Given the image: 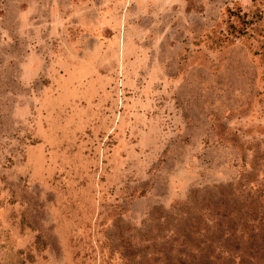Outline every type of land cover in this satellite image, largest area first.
Returning <instances> with one entry per match:
<instances>
[{
    "label": "rangeland",
    "instance_id": "rangeland-1",
    "mask_svg": "<svg viewBox=\"0 0 264 264\" xmlns=\"http://www.w3.org/2000/svg\"><path fill=\"white\" fill-rule=\"evenodd\" d=\"M149 2L0 0V264H264V0Z\"/></svg>",
    "mask_w": 264,
    "mask_h": 264
},
{
    "label": "crops",
    "instance_id": "crops-1",
    "mask_svg": "<svg viewBox=\"0 0 264 264\" xmlns=\"http://www.w3.org/2000/svg\"><path fill=\"white\" fill-rule=\"evenodd\" d=\"M133 1H134V4H136V8H132L131 12H133L132 13V17L135 20H140L141 18H145L147 16V14H146L147 11H149L148 8H155V9L160 8L158 6V4H156V2H154L152 7L150 5H147V4L150 3L149 0H133ZM121 2H122V0H115V3H116L115 5L120 4ZM105 3H106V6H107L108 1H106ZM87 5H89V4H87ZM102 6L103 5H99L98 8H102ZM146 35H147V32H146L145 36ZM17 99H16V102H17Z\"/></svg>",
    "mask_w": 264,
    "mask_h": 264
}]
</instances>
